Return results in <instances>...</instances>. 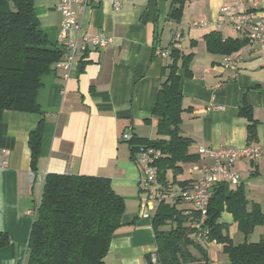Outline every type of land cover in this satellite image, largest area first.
Wrapping results in <instances>:
<instances>
[{"label":"crops","instance_id":"1","mask_svg":"<svg viewBox=\"0 0 264 264\" xmlns=\"http://www.w3.org/2000/svg\"><path fill=\"white\" fill-rule=\"evenodd\" d=\"M253 1L189 0L185 7L178 47L193 53L194 59L191 76L181 71L182 132L193 139L190 152L198 159L189 162L194 166L182 180L200 179V168L212 162L199 155L201 146H264L262 52L250 51L248 45L235 51L233 55L243 57L233 72L223 67L224 54L210 52L205 40L213 29L224 37L242 36L228 24L219 26L217 21L223 6L241 12L251 9ZM258 1L264 11V0ZM170 2L102 0L79 12L81 28L73 32L74 36L105 33L111 42L82 53L69 70L57 68L43 77L38 101L45 128L36 175L30 164L28 135L42 115L13 109L4 113L0 121V231L9 235L10 244L0 247V264H25L33 214L50 172L109 177L116 192L124 197V224L112 238L106 264H161L154 255V215L149 211L154 202L145 210L149 216H144L146 193L140 182L141 166L122 135L131 132L142 138L157 137V120L152 113L166 79L167 62L159 51L172 43L176 28L167 16ZM58 3L35 0L41 28L53 43H58L63 23ZM200 21L211 24H195ZM156 25L162 33L158 39ZM244 103L252 106L257 121V137L253 140L248 139V122L240 114ZM235 169L249 200L258 202L264 212V157L238 159ZM221 220L229 229L238 226L228 212ZM253 234V240L261 239L264 225L257 226Z\"/></svg>","mask_w":264,"mask_h":264},{"label":"trees","instance_id":"2","mask_svg":"<svg viewBox=\"0 0 264 264\" xmlns=\"http://www.w3.org/2000/svg\"><path fill=\"white\" fill-rule=\"evenodd\" d=\"M189 0H171L168 18L181 23ZM35 0H0V121L7 110L41 114L36 128L30 132L31 168L38 173L45 128L44 112L38 101L43 77L58 68L64 51L53 43L41 28ZM174 33V37H175ZM161 30L156 25L155 38ZM212 53L231 54L248 44L245 36L224 37L218 29L205 35ZM164 48V47H163ZM165 64L166 79L162 82L153 108L156 118L154 139L133 134L128 141L134 156L141 147L161 150L156 160L158 176L165 190L184 189L192 180H179L183 165L198 156L190 152L193 139L182 132V73L191 76L193 53H186L172 43ZM87 53V52H86ZM85 53V54H86ZM84 57V56H83ZM247 119L248 139L257 137V121L253 108L244 103L240 111ZM181 197L169 195L161 201L153 218L156 250L161 264H212L205 246L216 242L228 255L225 264H264V236L250 240L257 226L264 225V212L258 202L249 200L243 184L218 181L211 191L204 225L209 238H197L193 207H180ZM126 201L109 177L89 174L50 172L45 176L40 202L33 214L25 264H106L115 232L124 224ZM224 212L232 215L244 241L236 243L228 224L221 220ZM169 225V226H168ZM10 244V237L0 231V247ZM151 255L148 254V257Z\"/></svg>","mask_w":264,"mask_h":264},{"label":"built area","instance_id":"3","mask_svg":"<svg viewBox=\"0 0 264 264\" xmlns=\"http://www.w3.org/2000/svg\"><path fill=\"white\" fill-rule=\"evenodd\" d=\"M102 0H59L58 10L63 16L62 28L59 33L58 44L64 51V59L57 64L58 68L69 70L72 64L80 57L82 53L91 50L106 47L111 38L105 33L94 35L81 34L74 36L73 32L80 30L79 12ZM117 8H119L116 2ZM221 19L217 21L219 26L228 24L232 31L240 33L248 38L249 50L261 51V60L264 63V11L260 8L258 0L253 1L251 9L232 12L229 5H225L221 9ZM200 26L210 25L208 21H200L195 23ZM182 37L181 29H177L174 37V45L178 46V40ZM161 55H169V51L161 49ZM242 55L225 54L222 59V65L225 68L236 71L242 60ZM67 77V74H66ZM133 137V133L126 132L122 135V140L129 141ZM199 155L210 158L212 162L200 168L203 176L194 181V183L186 188L172 190L170 194L166 192L164 186L159 180L158 168L155 164L156 160L162 155L161 150L153 147H141L137 155V163L141 166V185L146 193V197L142 203L144 216H149L145 210L152 203V199H156L159 203L166 199L169 195H178L184 203L189 204L198 213L195 219L197 228V238L205 241L209 238V228L203 223L207 217L209 201L213 186L218 181H227L231 184L240 183V173L235 169L238 159L256 160L264 157V146L259 145H229L219 148H211L201 146L198 149Z\"/></svg>","mask_w":264,"mask_h":264},{"label":"rangeland","instance_id":"4","mask_svg":"<svg viewBox=\"0 0 264 264\" xmlns=\"http://www.w3.org/2000/svg\"><path fill=\"white\" fill-rule=\"evenodd\" d=\"M194 166L190 164L189 162L183 165V171L181 174L178 175V179L182 180L184 178V175L190 171L191 167ZM186 176V175H185ZM154 202V207L149 210L152 215L156 214L157 207L159 205V202L156 201V199H152ZM180 207L184 206H189V204L184 203V204H179ZM169 226V225H168ZM231 236L235 239L234 241L237 243L243 242L244 240V235L241 231L238 230V228L232 226L229 229ZM256 238V234H251L249 239L253 240ZM211 263L212 264H225L229 262V257L228 255L223 251L222 246L216 242H209L205 244Z\"/></svg>","mask_w":264,"mask_h":264}]
</instances>
